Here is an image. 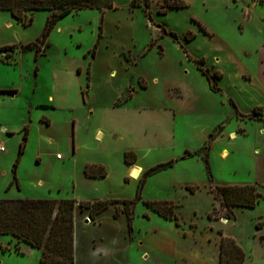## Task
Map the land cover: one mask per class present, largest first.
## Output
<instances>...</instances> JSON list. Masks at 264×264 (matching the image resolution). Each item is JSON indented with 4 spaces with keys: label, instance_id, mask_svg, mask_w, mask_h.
<instances>
[{
    "label": "rangeland",
    "instance_id": "obj_1",
    "mask_svg": "<svg viewBox=\"0 0 264 264\" xmlns=\"http://www.w3.org/2000/svg\"><path fill=\"white\" fill-rule=\"evenodd\" d=\"M129 1L114 0L113 8H126ZM181 1V8H165L164 0H152L151 8H144L146 0H134L138 7L125 14L117 35L131 41L135 62L116 79L133 84L134 92L123 91L126 103L119 111L95 108L91 115L84 107L69 110L76 125H70L68 135L57 123L40 132L32 124L23 141L19 114L28 101H46L45 87L56 83L51 78L57 67L68 75L73 99L77 83L88 90L86 72L78 74L76 68H85L91 58L101 22L98 10L57 20L47 36L52 46L46 57L25 53L18 64L7 66L9 74L0 72L11 81L21 66L31 77L37 67L40 86L34 90L23 81V95L0 109V120L11 130L7 135L0 126L5 147L0 152V199L117 200L103 210L101 224L86 227L92 242L85 246L88 254L81 264H218L220 236L245 250L247 264H264V4ZM50 15L36 11L32 22L23 25L0 10V47L17 46L0 52V60L4 52L17 55L21 46L36 41ZM44 43L37 45L43 48ZM119 44L114 41L116 54ZM108 46L107 53L114 52ZM123 54L127 50L121 58ZM200 69H208L211 78ZM165 108L175 111V119H167ZM43 112L34 105L32 117L40 120ZM54 113L61 119L67 111ZM98 128L105 132L102 138L101 132L94 136ZM39 134L46 140L40 143ZM207 142L208 168L200 152ZM121 149L136 154L134 163L143 170L139 178L124 174ZM91 165L102 166L105 176L86 175ZM223 185H254L260 196L252 208L231 207L232 215L216 188ZM124 200L133 203L130 226ZM160 202L173 205L171 218L148 204ZM116 211L125 217L115 216ZM41 253L10 234L0 235V264H42Z\"/></svg>",
    "mask_w": 264,
    "mask_h": 264
},
{
    "label": "trees",
    "instance_id": "obj_2",
    "mask_svg": "<svg viewBox=\"0 0 264 264\" xmlns=\"http://www.w3.org/2000/svg\"><path fill=\"white\" fill-rule=\"evenodd\" d=\"M259 1L264 4V0ZM113 2L114 0H0V10L9 11L23 25L32 22L33 13L36 11L47 10L51 12L43 33L36 38V41L21 46L23 52L35 50L38 54L48 46L46 42L48 33L57 20L84 9H97L100 11L112 9ZM150 2L151 0H146L144 5L149 8ZM132 5H134V0ZM161 6L181 8L185 4L181 0H164V4H161ZM158 12L165 13L166 9ZM26 15H29L28 20ZM163 31L165 32L164 29ZM100 38L101 28L99 26L98 39L91 50L92 55L95 53ZM39 41H45L43 48L37 45ZM15 48H17L16 45L1 46L0 52L13 51ZM200 70L208 79L211 78L208 69ZM209 84L213 90H216L210 80ZM253 112L256 113V108ZM26 136L27 128L24 129L23 141L26 140ZM22 145L20 144V153ZM209 145L210 143L207 142L205 148L200 150V152H203L207 168ZM198 152L196 151V153ZM187 153L188 155L193 154L189 151ZM135 159L136 154L133 151L124 152V161L127 164H133ZM85 174L91 177H104L106 172L100 165H91L85 168ZM216 188L220 191L225 206L229 208V213L231 212L230 208L234 206L254 207L257 197L260 196L254 185H223ZM76 203L77 201L74 199H62L60 201L51 199H0V235L10 234L16 238L17 243L24 242L32 247L40 248L42 250V264H75L74 209ZM112 203H117V200L80 201L78 204L81 208L89 211L90 219H92ZM122 203L124 204L123 212L126 214L130 226L133 203L129 200H124ZM148 204L159 215L166 218L172 217V204L168 202H160L156 205ZM118 214V211H116L115 216ZM244 260L245 252L236 241L229 237L220 236L218 264H243Z\"/></svg>",
    "mask_w": 264,
    "mask_h": 264
},
{
    "label": "crops",
    "instance_id": "obj_3",
    "mask_svg": "<svg viewBox=\"0 0 264 264\" xmlns=\"http://www.w3.org/2000/svg\"><path fill=\"white\" fill-rule=\"evenodd\" d=\"M132 1L133 0L129 1L128 7L126 8L124 6H119L116 2L117 4L116 7L112 9H106L104 11L98 10V12L101 14V19H102L100 22L101 38L99 39L98 46L95 50L94 55L91 54V58L88 62V65L85 68H82L81 66L76 68V72L78 74L83 71L86 72L87 81H88L86 84L88 90L83 91V84L77 83L76 86L73 87V92L75 93V97L73 99L70 94V92H72V88L69 87L67 80L68 75L62 69H59L57 67L56 69L53 70V74L51 78L52 80H56V83L54 84L52 83L50 84V86L45 87L47 91L45 102L42 101V102L34 103L31 100L28 101L27 103L28 105L26 106L23 105V103H19L18 105L19 107L23 105L22 107L23 112L22 114H19L21 116L18 119V122H20L19 126L22 127V129L19 130V132L24 133V129L27 128V134L29 135L31 133L32 124L34 125V128L40 132L45 128H51L52 126H54L55 123H57L60 125V129L61 128L65 129V133L68 135L70 125L72 128L75 127L76 125V122L74 120V114H72V116L69 115L68 112L69 110L73 112V110L76 107L77 108L84 107L87 108L88 111H92L90 112V114L92 115L94 113L95 108L100 110L109 109L111 110V112L119 111V109L122 110L124 108V104L126 103V101L123 102L121 101V98L123 96V91L129 88L130 89L129 96H131L132 92H134V86L133 84L130 83L125 86L123 85L124 83L117 81L116 79L117 76H119L120 78L123 77L124 70H128L129 67L132 64H134L135 59H131V53H130V47L132 46L131 41H129L127 37L121 35L118 36L117 34L122 32L123 21L125 20L124 18H126L125 14L131 13L133 8L138 7L137 5H132ZM151 6H152V0L150 2L149 8H151ZM143 7L146 8L144 4ZM114 34H116V37H114ZM123 40L126 42H124ZM114 41L120 43L119 44L120 48H118L117 50L119 54L115 53L116 51H115ZM46 42L48 43V46L44 50L40 51L38 54L35 52V50H27L24 52L18 51L17 55H16L17 52H12L9 54L4 52L3 60L2 61L0 60V72L4 73L5 75L9 74L10 70L7 66L18 64V60L22 59L23 57L22 55L25 53H34L36 57L38 56L46 57L49 52V49L52 46L51 43L48 41V39H46ZM108 45H111L110 49H112L114 52H111L109 54L107 53L109 49ZM103 46L105 47V49H103L104 48ZM124 50H127L128 54H123L124 58H121V54ZM7 59H10V61L9 60L7 61ZM19 64L21 66V62ZM38 71L39 70L37 67L36 69L34 68L31 77V74L29 72H25L23 67L21 66L19 72L17 70L18 75H16V73L13 74L15 78L14 79L12 78L11 81H9L6 78L0 77V109L5 105V103H8L9 101H13L18 96L23 95L24 85L22 83H25L23 81H26L27 83H31L34 90L40 87L38 86ZM155 79L156 77L152 78V81H154ZM147 84L148 83H146V86ZM112 87H115V89L113 90ZM7 97L9 98L8 100L6 99ZM85 97H88L89 100L91 99L92 103L89 100L86 101ZM104 100H108V103H103ZM34 105L36 107L40 106V108L44 111L41 115L40 120H36L35 117H32V109ZM165 109H167L166 112L168 113L166 114V117H168L167 119H169V121L175 119L174 118L175 111L171 110L170 108H165ZM57 111H67V114L63 113L62 114L63 117L61 119H55L53 115L55 114L54 112ZM9 125H10L9 123H5L0 120V126L3 127L1 131L5 132L7 135L9 134L8 132L11 131L9 128H6ZM100 132L102 134L98 135V138H102L105 135L103 129L98 128L94 136ZM39 135H40V143H41L42 141H44L45 136L41 134ZM1 138L2 135L0 134V140ZM121 150L123 151V156H124V151L126 149H121ZM56 158L60 159L62 157L59 154H57ZM123 162L125 168L124 174L126 176L128 175L132 176L131 173L133 171V168L136 167L139 169V173L136 177L135 176L132 177L139 178L141 172L143 171L141 170L142 167L136 163L127 164L124 161V159ZM97 178H102V177H97ZM94 200H97V198H94ZM79 202L80 201H77L74 209L75 264H81L82 262L81 260H83L82 259L83 256L88 254V250L85 249V246L90 245V242H92V240H89L90 235H88L87 232L85 233L86 227L89 225L101 224L102 222L101 219L105 213V211H103L100 214H98V216H96L94 219L95 223L93 221L88 223L87 221H89L90 219L89 211L87 209L81 208L78 204ZM111 208L114 209L115 206H112ZM111 217H112L111 215L108 217L109 221ZM119 217H125V216L123 213H120ZM103 245L104 244H101L102 247ZM218 254H219V250H218ZM243 264H247L246 252H245V260Z\"/></svg>",
    "mask_w": 264,
    "mask_h": 264
},
{
    "label": "built area",
    "instance_id": "obj_4",
    "mask_svg": "<svg viewBox=\"0 0 264 264\" xmlns=\"http://www.w3.org/2000/svg\"><path fill=\"white\" fill-rule=\"evenodd\" d=\"M3 151H5V147H4V145L0 142V152H3Z\"/></svg>",
    "mask_w": 264,
    "mask_h": 264
},
{
    "label": "water",
    "instance_id": "obj_5",
    "mask_svg": "<svg viewBox=\"0 0 264 264\" xmlns=\"http://www.w3.org/2000/svg\"><path fill=\"white\" fill-rule=\"evenodd\" d=\"M132 175H135V174H137V168L136 167H134L133 168V171H132V173H131Z\"/></svg>",
    "mask_w": 264,
    "mask_h": 264
},
{
    "label": "bare ground",
    "instance_id": "obj_6",
    "mask_svg": "<svg viewBox=\"0 0 264 264\" xmlns=\"http://www.w3.org/2000/svg\"><path fill=\"white\" fill-rule=\"evenodd\" d=\"M138 173H139V169L137 168V174L132 175V176H135L136 177L138 175Z\"/></svg>",
    "mask_w": 264,
    "mask_h": 264
}]
</instances>
